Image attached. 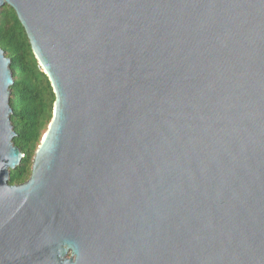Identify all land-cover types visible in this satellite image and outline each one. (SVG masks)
Segmentation results:
<instances>
[{
  "label": "water",
  "instance_id": "water-1",
  "mask_svg": "<svg viewBox=\"0 0 264 264\" xmlns=\"http://www.w3.org/2000/svg\"><path fill=\"white\" fill-rule=\"evenodd\" d=\"M55 94L10 183L0 48V264H264V0H0Z\"/></svg>",
  "mask_w": 264,
  "mask_h": 264
},
{
  "label": "trees",
  "instance_id": "trees-1",
  "mask_svg": "<svg viewBox=\"0 0 264 264\" xmlns=\"http://www.w3.org/2000/svg\"><path fill=\"white\" fill-rule=\"evenodd\" d=\"M0 48L11 60L14 78L10 105L16 133L14 144L25 155L10 175V183H25L31 176L35 152L53 119L55 94L35 58L26 31L10 6L0 11Z\"/></svg>",
  "mask_w": 264,
  "mask_h": 264
}]
</instances>
